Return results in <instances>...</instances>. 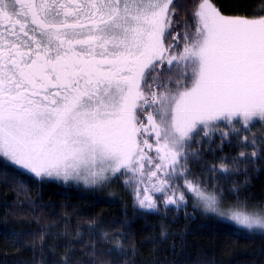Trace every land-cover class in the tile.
Listing matches in <instances>:
<instances>
[{
  "label": "snow or ice",
  "instance_id": "1",
  "mask_svg": "<svg viewBox=\"0 0 264 264\" xmlns=\"http://www.w3.org/2000/svg\"><path fill=\"white\" fill-rule=\"evenodd\" d=\"M180 8L177 0H0V156L41 179L147 175L136 193L142 209H156L153 190L179 207L186 189L194 207L264 230V214L239 198L221 210L222 192L188 179L186 167L199 159L194 139L211 143L219 133L222 147L237 124L264 122V16L229 17L200 0L174 31ZM237 139L244 147L248 137ZM153 148L155 159L145 152ZM218 167L229 170L223 158Z\"/></svg>",
  "mask_w": 264,
  "mask_h": 264
},
{
  "label": "trees",
  "instance_id": "2",
  "mask_svg": "<svg viewBox=\"0 0 264 264\" xmlns=\"http://www.w3.org/2000/svg\"><path fill=\"white\" fill-rule=\"evenodd\" d=\"M199 2L177 0L181 8L174 31L193 19ZM210 3L229 17L264 16V0ZM237 127L240 132L230 134L222 147L219 133L211 143L207 138L191 142L189 151H199V159L189 157L187 178L216 185L225 207L239 198L249 208L264 210V122ZM245 135L242 147L237 137L243 141ZM219 158L227 162V173L219 171ZM213 164L215 175L207 171ZM149 167L145 161V172ZM130 175L122 171L97 187H82L35 177L0 156V264H264V232L203 213L186 189V202L179 207H166L163 194L153 190L156 209H142L136 193H143L147 175L144 182ZM176 183L183 188V177Z\"/></svg>",
  "mask_w": 264,
  "mask_h": 264
},
{
  "label": "rangeland",
  "instance_id": "3",
  "mask_svg": "<svg viewBox=\"0 0 264 264\" xmlns=\"http://www.w3.org/2000/svg\"><path fill=\"white\" fill-rule=\"evenodd\" d=\"M146 138H148L149 139V142L150 143H152V144H155V137L154 136H146ZM147 150H149V149H147ZM148 152H153V153H155V148H153V149H151V150H149ZM156 154V153H155ZM2 157V156H1ZM2 158H4V157H2ZM5 160H6V158H4ZM6 162H8L9 164H11V162H9V161H7L6 160ZM12 166H14L15 168H17L18 170H21V171H23V172H25V173H28V174H30V175H33V176H35L34 174H32V173H29V172H27L26 170H23V169H20L18 166H15V165H13V164H11ZM117 174H119V173H117ZM116 174V175H117ZM116 175H113L111 172H109V173H107V178L106 179H104V180H102L101 182H99V183H96V184H85L82 180L81 181H79V182H77V181H75V180H69V181H67V182H65L63 179H55V178H47V177H45V179H49V180H54V181H59V182H62V183H74V184H76V185H81L82 187H85V186H87V187H97V186H99V185H101V184H103V183H106V182H108L109 180H111L114 176H116ZM36 177V176H35ZM39 178V177H38ZM130 178H131V180H135L136 178H137V176L136 177H133V175H130ZM192 196V195H191ZM193 199H194V197H192ZM229 206H226L225 207V205L222 203V201H221V203H220V208H221V210H226L227 208H228ZM200 211H202L203 213H205V214H209V215H212V216H214V217H216L217 219H219V220H221V221H223V222H226V223H229V224H232V225H234V226H237V225H235V223L234 222H231V221H228L227 220V217L225 216V217H220L218 214H215V213H211V212H205L204 211V209H203V207H197ZM248 210L249 211H253V210H255V211H258V212H260L261 214H264V210H261V209H259V208H249L248 207ZM237 227H240V226H237ZM240 228H242V227H240ZM244 229V228H243ZM253 231H259V232H264V230H260V229H253Z\"/></svg>",
  "mask_w": 264,
  "mask_h": 264
}]
</instances>
